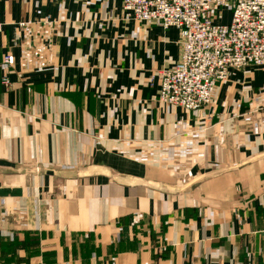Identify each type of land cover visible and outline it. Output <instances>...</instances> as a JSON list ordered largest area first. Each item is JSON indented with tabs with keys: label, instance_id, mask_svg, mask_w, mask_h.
I'll return each instance as SVG.
<instances>
[{
	"label": "crops",
	"instance_id": "0c3cea01",
	"mask_svg": "<svg viewBox=\"0 0 264 264\" xmlns=\"http://www.w3.org/2000/svg\"><path fill=\"white\" fill-rule=\"evenodd\" d=\"M180 41L123 0H0V264H264V65L186 111Z\"/></svg>",
	"mask_w": 264,
	"mask_h": 264
},
{
	"label": "built area",
	"instance_id": "2783aa9c",
	"mask_svg": "<svg viewBox=\"0 0 264 264\" xmlns=\"http://www.w3.org/2000/svg\"><path fill=\"white\" fill-rule=\"evenodd\" d=\"M123 8L128 19L180 31L178 63L158 73L162 103L206 109L232 71L264 65V0H123ZM5 62L13 65L14 56Z\"/></svg>",
	"mask_w": 264,
	"mask_h": 264
},
{
	"label": "rangeland",
	"instance_id": "374dc122",
	"mask_svg": "<svg viewBox=\"0 0 264 264\" xmlns=\"http://www.w3.org/2000/svg\"><path fill=\"white\" fill-rule=\"evenodd\" d=\"M227 15H229V12L228 11H225V13H224V19L225 20L227 19Z\"/></svg>",
	"mask_w": 264,
	"mask_h": 264
}]
</instances>
